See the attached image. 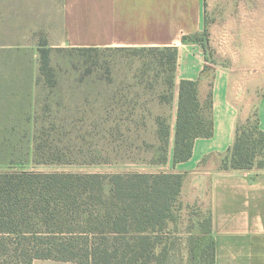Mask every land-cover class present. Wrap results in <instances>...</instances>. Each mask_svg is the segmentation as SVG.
I'll use <instances>...</instances> for the list:
<instances>
[{
  "label": "trees",
  "instance_id": "trees-1",
  "mask_svg": "<svg viewBox=\"0 0 264 264\" xmlns=\"http://www.w3.org/2000/svg\"><path fill=\"white\" fill-rule=\"evenodd\" d=\"M203 32H206V23ZM196 38L207 52L203 33ZM101 48L104 47L54 49L42 39L39 80L45 93L38 105L44 98L47 104L50 102L51 91L59 83L52 64L54 52L78 50L86 54L99 52ZM134 48L150 52L148 69L158 68L159 71L155 80L138 75L127 84H121L113 91L112 111L105 116L96 112L89 118L75 113L60 118L57 123L56 118L48 119L45 115L44 133L58 131L59 134L61 130L70 134L87 128L90 132L121 135L145 129L151 122L157 136L156 145L145 148L155 151L151 157L138 161L142 165H166L172 135L170 118L140 115L135 109L140 106L148 110V101L156 98L173 103L179 51L176 46ZM178 92L175 163L191 158L197 137L213 134L212 93L203 102L198 81L189 79L181 80ZM140 97L145 98L141 105ZM41 119L39 116L38 120ZM35 148L36 167L75 163L58 151L52 152L59 150L58 146L37 144ZM221 167L243 171L264 168V130L257 108H253L246 119L238 121L235 141L224 155ZM183 182L184 174L169 171L0 170V264H34L38 259L76 264H152L156 261L157 248L175 220V208L184 204L181 200ZM211 223L208 217L205 226L210 237L201 248V255L209 264H216ZM164 251L166 256L168 251L166 248Z\"/></svg>",
  "mask_w": 264,
  "mask_h": 264
},
{
  "label": "crops",
  "instance_id": "crops-1",
  "mask_svg": "<svg viewBox=\"0 0 264 264\" xmlns=\"http://www.w3.org/2000/svg\"><path fill=\"white\" fill-rule=\"evenodd\" d=\"M204 23V0H0V114L14 117L6 113L14 110L20 114L16 116L34 117L45 93L38 65L42 39L54 49L176 46L170 156L166 165L155 168L184 174L181 200L211 217L216 264H264V168L221 167L235 141L238 121L252 110L246 106L243 84L233 85L231 73L212 64L197 40ZM183 79L198 81L203 102L212 93L213 134L197 137L191 158L175 163L178 90ZM246 86L249 91H263L253 108L258 109L264 130V75L254 87ZM34 264L76 263L38 259Z\"/></svg>",
  "mask_w": 264,
  "mask_h": 264
},
{
  "label": "rangeland",
  "instance_id": "rangeland-1",
  "mask_svg": "<svg viewBox=\"0 0 264 264\" xmlns=\"http://www.w3.org/2000/svg\"><path fill=\"white\" fill-rule=\"evenodd\" d=\"M204 12L206 32H203V41L209 60L231 73L233 85L240 83L238 86L241 87L243 84V89L247 90L246 106L253 110L257 96L263 91H249L246 85L254 87L258 78L264 75V0H204ZM39 49L40 46L38 65ZM52 59L59 83L51 91L50 102L47 104L44 98L40 105H36L32 118V114L16 116L20 114L14 110L6 112L16 114L14 117L0 114V170L162 171L156 166L144 167L138 161L142 157H151L155 151H146L145 148L156 145L157 136L151 122L145 129L121 135L90 132L87 128H79L77 130L81 131L70 134L61 133V130L59 134L58 131L47 134L44 133L46 129L43 124L45 115L48 119L51 116L56 118L57 123L60 118L75 113L89 118L96 112L105 116L112 111L113 91L121 84H127L138 75L148 80H155L158 76V68L148 69L150 52L135 48H101L99 52L86 54L67 50L54 52ZM142 99L145 98L140 97L139 105L143 103ZM147 105L148 110L140 106L135 110L140 115H162L172 122L176 111L175 101L168 103L156 98L150 99ZM46 106L48 108L44 112ZM39 116L41 120H38ZM33 122L37 127H33ZM37 144L58 146L60 149L52 152L58 151L65 159L75 163L36 167L34 157ZM174 214L170 232L157 248L156 261L152 264H209L208 259L201 255V248L210 237L205 226L207 212L179 204ZM164 247L168 251L166 256Z\"/></svg>",
  "mask_w": 264,
  "mask_h": 264
}]
</instances>
